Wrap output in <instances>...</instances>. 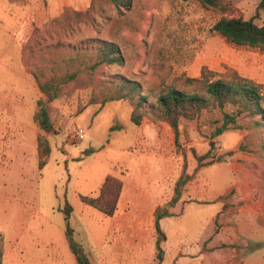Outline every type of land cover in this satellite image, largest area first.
<instances>
[{"label": "rangeland", "instance_id": "rangeland-1", "mask_svg": "<svg viewBox=\"0 0 264 264\" xmlns=\"http://www.w3.org/2000/svg\"><path fill=\"white\" fill-rule=\"evenodd\" d=\"M260 1L225 0L219 8H206L199 2L182 0H0V171H10L5 182L19 189V200L32 203L36 212L32 229L26 231L25 223L21 226V238L31 233L40 238L53 226L64 241V210L69 205L76 240L93 264H106L110 218L85 205L81 196H98L108 176L123 182L129 166L143 160L160 168L157 176L162 186L169 188L168 203L184 171L194 179L184 187L182 199L190 186L196 190L193 196L199 190L196 197L209 198L206 178L213 179L210 192L224 163L243 153L249 159L239 162L250 174L252 199L239 200L233 187L222 202L202 199L186 201L191 204L188 208L179 205L178 217L168 219L163 226L167 236L163 262L157 259L156 230L150 225L146 226L140 264H244L261 245L252 239L264 238V126L255 127L250 119H240L243 129H232L214 140L215 166L195 172L193 151L199 155L209 151L210 136L221 125L216 123L221 113L205 112L196 120L182 121L177 143L171 126L153 119L152 105L164 86L188 90L186 80L200 78L204 70L222 78L238 73L264 86V50L235 46L212 31L223 17L254 18L262 25ZM90 8L88 16L74 14ZM67 10L69 16L57 21ZM103 42L119 47L122 62L102 65L95 71L85 69L58 99L47 104L53 128L42 131L34 116L44 95L33 72L47 65L50 73L51 64L57 61L64 66L75 54L84 60V69L96 62L95 54ZM125 79L138 82L149 94L147 114L140 126L131 121L130 101H111L101 107L106 86ZM79 130L85 132L82 142L74 141ZM40 135L51 147L42 170L38 166ZM160 139L168 160L149 144ZM213 203L221 205L220 212L215 214ZM241 219L244 221L239 225ZM41 223L46 224L44 229ZM62 245L71 254L66 239ZM61 252L58 264H68L66 253ZM133 252H137V245L130 248V256ZM40 253L51 254V250ZM22 258L27 261L28 257ZM15 261L4 255L0 264H17ZM54 262L49 256L42 264ZM128 264L136 263L129 258Z\"/></svg>", "mask_w": 264, "mask_h": 264}, {"label": "trees", "instance_id": "trees-1", "mask_svg": "<svg viewBox=\"0 0 264 264\" xmlns=\"http://www.w3.org/2000/svg\"><path fill=\"white\" fill-rule=\"evenodd\" d=\"M116 2L117 0H111ZM184 2H199L206 8H219L225 0H182ZM264 11V0L260 1L258 11ZM91 8L86 11H74L78 17L88 16ZM69 16V10L65 11L61 19L63 21ZM212 31L227 42L240 47H250L264 50V22L259 25L255 19H235L223 17L217 21ZM28 49V48H27ZM26 49V50H27ZM25 50V52H26ZM61 57V56H60ZM95 63L85 66L84 60L80 56H72L63 66L61 62H54L47 72V65L38 68L33 72V76L38 84L41 93L44 95L38 102V109L34 119L42 131L49 132L53 125L47 109V104L58 99L64 89L75 82L79 75L87 70L95 71L102 65H114L122 62L119 47L112 42H103L95 54ZM76 66V67H75ZM188 90H180L174 86H164L157 93L154 107L155 114L153 119L168 123L175 135L178 143L180 138V125L182 121H193L200 118L205 112L219 110L221 119L216 123H221L215 127L210 136V149L203 155L193 154L197 161L195 172L203 167L214 163L213 153L216 147V138L232 129H243L239 124L240 119H250L252 126H264V86L250 79L234 73L230 78H222L214 72L204 70L200 78H189L186 80ZM101 107L111 101H130L133 106L131 121L134 125L140 126L147 112L145 104L148 103L149 94H147L138 82L132 80H123L116 85L106 86V91L102 93ZM93 100L90 104H94ZM84 109L81 108L80 112ZM112 130H115L112 128ZM38 141L39 169L42 170L47 164V158L51 153V147L48 139L40 135ZM264 146V144H263ZM242 147V146H241ZM230 155V154H229ZM220 159V158H219ZM194 179V175H188L183 172L175 184L174 195L165 207H159L155 211V230H156V248L157 259L163 262L165 251L163 243L166 241V234L161 227V221L170 217L172 214L170 208L175 207L182 199L184 187ZM123 190L122 180L108 176L101 186L98 196H81L82 202L107 217H113L117 210V205ZM226 196L219 198L222 202ZM72 208L68 205L64 210L66 221V238L75 255L78 264H92L84 246L75 238V230L70 226Z\"/></svg>", "mask_w": 264, "mask_h": 264}, {"label": "crops", "instance_id": "crops-1", "mask_svg": "<svg viewBox=\"0 0 264 264\" xmlns=\"http://www.w3.org/2000/svg\"><path fill=\"white\" fill-rule=\"evenodd\" d=\"M242 139V137H241ZM240 139V140H241ZM155 147V151L159 152V155L166 157L164 153L162 140H158L153 143H149ZM143 145L148 146V143ZM233 159V160H232ZM239 159L248 160L249 156L246 154H236L234 157L229 158V161L224 163L222 174L219 176L217 184L211 188L210 185L213 182L211 177L206 178V194L210 193V197H196L194 194V187L190 186L185 189L183 199L180 204L171 209V216L161 221L162 230L165 221L168 219L177 218V207L179 205L188 208L191 204L186 201L191 200H204L215 202L222 197L229 189L236 188L239 193V200L250 201L252 199V193L248 191L251 188L249 183L250 174L246 171L243 164L239 162ZM215 166V164L211 165ZM169 166L165 168L168 171ZM127 175L123 178V191L119 199L116 213L110 218L109 225V243L106 238L105 260L106 264H128V260H133L134 263L140 264V261L144 256V244H145V232L146 226H155V211L159 207H165L168 203V191L169 188L162 186L159 181V167L149 166L142 162H135L129 166ZM158 168V169H157ZM204 172V169L201 173ZM9 170L2 169L0 171V261L4 258H11L13 261L16 259L17 264H42L46 258L51 256V260H54V264H58L59 260H62V252L66 253L68 264H78L77 259L66 238L61 241V237L58 236L57 230L52 226V230L47 229V233H43L40 238L35 239L31 233L26 239L21 238L23 232L22 225L26 224L27 229L33 228V214H35V207L27 200H19L18 190L13 187L12 183L5 182L7 179ZM168 182V177L166 178ZM206 196V195H205ZM215 214L221 211V205L219 203H213ZM261 206L258 205L257 209ZM186 212V211H185ZM185 212L182 215H185ZM254 219V218H252ZM241 222L239 225L243 224ZM46 224L41 223V227L44 229ZM164 232V231H163ZM165 233V232H164ZM223 233V232H222ZM167 237V236H166ZM70 249L71 254H67L65 243ZM252 241H256L261 245L257 247L253 254L245 260L244 264H264V238ZM61 244V246H60ZM141 244V245H140ZM83 245V244H82ZM137 245V252H133L130 256V248ZM141 247V251L139 250ZM51 250V254H42L40 251ZM1 254H3L1 256ZM27 256V261L22 257ZM29 255L31 257H29ZM91 260V259H90ZM92 264L93 261L91 260ZM63 264H66L64 262Z\"/></svg>", "mask_w": 264, "mask_h": 264}, {"label": "built area", "instance_id": "built-area-1", "mask_svg": "<svg viewBox=\"0 0 264 264\" xmlns=\"http://www.w3.org/2000/svg\"><path fill=\"white\" fill-rule=\"evenodd\" d=\"M85 138L84 130H79L77 134L74 135V141L82 142Z\"/></svg>", "mask_w": 264, "mask_h": 264}]
</instances>
